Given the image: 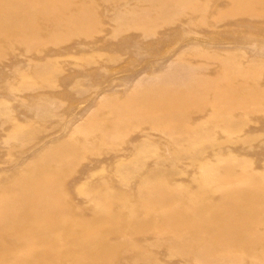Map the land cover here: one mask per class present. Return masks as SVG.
Returning a JSON list of instances; mask_svg holds the SVG:
<instances>
[{
    "label": "rangeland",
    "instance_id": "374dc122",
    "mask_svg": "<svg viewBox=\"0 0 264 264\" xmlns=\"http://www.w3.org/2000/svg\"><path fill=\"white\" fill-rule=\"evenodd\" d=\"M0 264H264V0H0Z\"/></svg>",
    "mask_w": 264,
    "mask_h": 264
}]
</instances>
